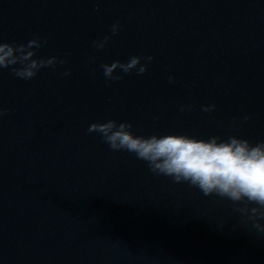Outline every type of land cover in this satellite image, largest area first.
I'll use <instances>...</instances> for the list:
<instances>
[{
	"label": "water",
	"instance_id": "95a60500",
	"mask_svg": "<svg viewBox=\"0 0 264 264\" xmlns=\"http://www.w3.org/2000/svg\"><path fill=\"white\" fill-rule=\"evenodd\" d=\"M35 36L56 65L0 71V264H264L231 201L87 131L264 141V0H0V40ZM136 55L143 75L106 82L101 65Z\"/></svg>",
	"mask_w": 264,
	"mask_h": 264
},
{
	"label": "clouds",
	"instance_id": "9594fccd",
	"mask_svg": "<svg viewBox=\"0 0 264 264\" xmlns=\"http://www.w3.org/2000/svg\"><path fill=\"white\" fill-rule=\"evenodd\" d=\"M119 30V24L111 26L112 35ZM109 39L110 36H105L93 41V46L102 49ZM46 43L39 36L26 44L0 40V71L10 69L15 77L31 80L41 69L54 67L58 61L55 56L34 58ZM152 60V56L136 55L127 62L116 60L101 68L106 82H112L123 78L119 73L135 70L143 75ZM214 109L215 105L203 107L207 112ZM5 114L6 110L0 108V118ZM87 131L98 134L113 152L134 154L158 176L170 177L176 184L187 183L205 196L215 195L231 201L245 222H251L252 229L264 236V141L253 144L235 135L226 139L211 136L207 140L177 134L143 136L133 131L132 123L114 119L92 123Z\"/></svg>",
	"mask_w": 264,
	"mask_h": 264
}]
</instances>
